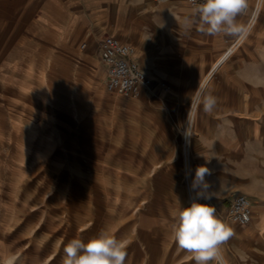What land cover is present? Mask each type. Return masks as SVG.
<instances>
[{
  "label": "crops",
  "instance_id": "obj_1",
  "mask_svg": "<svg viewBox=\"0 0 264 264\" xmlns=\"http://www.w3.org/2000/svg\"><path fill=\"white\" fill-rule=\"evenodd\" d=\"M254 1L250 0L248 11L238 17L245 25ZM191 9L187 0L175 1L168 8H157L152 0H0V107H9V88L29 91L24 87L29 80L34 81L30 94L53 100L57 79L65 80L80 70L93 75L82 59L96 68L94 54L100 62L95 74L102 70L99 77L106 82L101 41L112 33L132 46L139 32L143 54L141 61L137 47L136 60L152 80V87L133 99L138 107L113 109L118 115L127 114L123 121L134 145H129V150L135 154L126 166L151 176L153 145L157 144L160 165L156 176L160 183L166 190L181 186L188 195L183 184V133L191 103L204 87L194 121L189 169L192 181L198 167L209 169L204 179L214 197L196 198L211 205L214 201L223 214L234 195H246L252 202V221L244 226L228 222L243 228L236 231L228 224L235 234L231 238L242 244L232 248L227 240L224 254L229 264H264V9L256 26L226 58L227 49L237 41L202 33L198 25L186 34L182 23L192 15ZM44 13L47 22L41 20ZM97 33L103 35L97 52L81 53ZM30 65L33 75H29ZM181 94L191 96L187 107H176ZM208 94L216 98L210 113L204 111L202 102ZM154 98L159 107H140ZM61 110L74 114L72 109ZM141 128L143 140L132 139ZM153 254H146L149 258L144 264H193L183 258L189 253L182 249L163 248L158 255L165 258L154 259V263Z\"/></svg>",
  "mask_w": 264,
  "mask_h": 264
},
{
  "label": "rangeland",
  "instance_id": "obj_2",
  "mask_svg": "<svg viewBox=\"0 0 264 264\" xmlns=\"http://www.w3.org/2000/svg\"><path fill=\"white\" fill-rule=\"evenodd\" d=\"M175 1L152 0L157 8ZM48 19L41 15L42 21ZM102 36L92 35L80 52L96 53ZM98 58L94 54L96 68L82 59L93 75L80 70L57 79L53 100L30 94L32 80L24 83L27 92L7 90L9 107H0V264H63L70 240L86 242L104 229L124 243L125 264L146 263L148 252L155 253L150 256L154 263L165 258L158 255L163 248L180 249L171 225L190 198L181 186L166 190L160 183L159 145H153L151 176L126 166L135 154L129 150L134 145L124 122L127 114L113 109L138 107V102L106 90L105 78L98 79L102 70L95 74ZM190 97L179 95L176 107H187ZM140 107H159L157 98ZM132 135L142 141L143 128ZM212 203L216 215L226 220L228 213L221 214ZM231 237L232 248L242 244ZM183 258L195 264L190 253Z\"/></svg>",
  "mask_w": 264,
  "mask_h": 264
},
{
  "label": "clouds",
  "instance_id": "obj_3",
  "mask_svg": "<svg viewBox=\"0 0 264 264\" xmlns=\"http://www.w3.org/2000/svg\"><path fill=\"white\" fill-rule=\"evenodd\" d=\"M191 16L184 18L182 27L187 34L198 25L199 31L210 36L232 37L237 42L246 38L251 25L241 23L238 17L249 9L250 0H190ZM203 109L212 112L216 98L211 94L203 98ZM209 169L200 166L190 185L198 198L214 197L204 179ZM171 225L177 246L192 255L195 264H226L221 246L232 235L231 227L216 215L210 203L192 199L174 213ZM127 252L124 243L108 230H101L86 242L73 238L64 247L63 264H125Z\"/></svg>",
  "mask_w": 264,
  "mask_h": 264
},
{
  "label": "built area",
  "instance_id": "obj_4",
  "mask_svg": "<svg viewBox=\"0 0 264 264\" xmlns=\"http://www.w3.org/2000/svg\"><path fill=\"white\" fill-rule=\"evenodd\" d=\"M190 3V0H187ZM264 9V0H255L250 12V19L247 25H251L249 32L259 22ZM248 32V33H249ZM238 42L230 45L225 53L228 57L237 47ZM100 59L106 74V88L110 92L126 99H136L141 95L143 89H150L152 81L147 76L141 65L132 57V47L121 42L117 36H106L100 43ZM204 88V87H203ZM203 88L193 99L189 108L186 127L182 140V155L186 162V169L183 176V184L187 188L190 199H197L194 190L191 189V171L189 169V159L192 149V138L194 134V121L199 107V99ZM226 212L227 219L238 225H248L252 221V202L244 194H236L230 200ZM221 251L226 264H229L221 246Z\"/></svg>",
  "mask_w": 264,
  "mask_h": 264
},
{
  "label": "bare ground",
  "instance_id": "obj_5",
  "mask_svg": "<svg viewBox=\"0 0 264 264\" xmlns=\"http://www.w3.org/2000/svg\"><path fill=\"white\" fill-rule=\"evenodd\" d=\"M141 32V31H140ZM138 33V36H137V39L135 40V41H132L131 43H132V49H133V51H132V57L136 60V58H138L136 55H137V52H136V48L138 47L139 49H140V56H139V59L142 61V52H143V50H142V48H141V34L139 33V32H137ZM122 38H124V39H126V37H124V36H122ZM120 39V38H119ZM120 41L121 42H123L121 39H120ZM125 43V42H124ZM137 61V60H136ZM98 69V68H97ZM98 79H101L99 76H98ZM152 81V80H151ZM207 81V80H206ZM105 88H106V86H105ZM227 220V219H226ZM229 221V220H228ZM227 224H229L228 222H227Z\"/></svg>",
  "mask_w": 264,
  "mask_h": 264
}]
</instances>
